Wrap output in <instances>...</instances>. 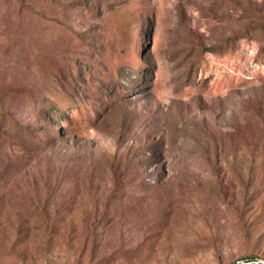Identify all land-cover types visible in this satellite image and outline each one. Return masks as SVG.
I'll return each mask as SVG.
<instances>
[{"label":"rangeland","instance_id":"rangeland-1","mask_svg":"<svg viewBox=\"0 0 264 264\" xmlns=\"http://www.w3.org/2000/svg\"><path fill=\"white\" fill-rule=\"evenodd\" d=\"M0 264H264V0H0Z\"/></svg>","mask_w":264,"mask_h":264}]
</instances>
